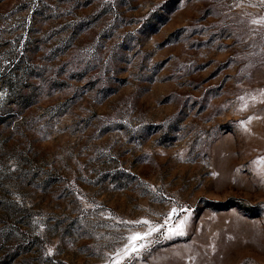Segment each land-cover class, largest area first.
I'll return each instance as SVG.
<instances>
[{
	"label": "rangeland",
	"instance_id": "obj_1",
	"mask_svg": "<svg viewBox=\"0 0 264 264\" xmlns=\"http://www.w3.org/2000/svg\"><path fill=\"white\" fill-rule=\"evenodd\" d=\"M0 264H264V0H0Z\"/></svg>",
	"mask_w": 264,
	"mask_h": 264
},
{
	"label": "snow or ice",
	"instance_id": "obj_2",
	"mask_svg": "<svg viewBox=\"0 0 264 264\" xmlns=\"http://www.w3.org/2000/svg\"><path fill=\"white\" fill-rule=\"evenodd\" d=\"M256 21H254L255 23ZM173 214H175V209H173ZM141 223L144 224H148V221H142ZM158 229H150L149 232L141 235L139 233L133 235L132 237L129 238V243L131 245L130 249L126 250L125 254H129V252H135L138 251L139 247H142L143 245H137V241H142L143 239H145V237L147 235H150L152 231H157ZM183 231V222L181 221V223L177 226L176 229H170V232H172L173 234L179 235L182 234Z\"/></svg>",
	"mask_w": 264,
	"mask_h": 264
}]
</instances>
